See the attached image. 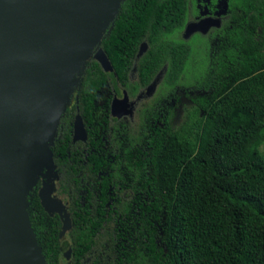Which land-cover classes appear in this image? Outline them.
Instances as JSON below:
<instances>
[{"label":"trees","instance_id":"trees-1","mask_svg":"<svg viewBox=\"0 0 264 264\" xmlns=\"http://www.w3.org/2000/svg\"><path fill=\"white\" fill-rule=\"evenodd\" d=\"M188 5L122 4L101 44L112 72L90 60L75 105L60 120L51 148L60 186L78 199L91 163L104 161L96 154L85 159L78 150L75 156L73 148L83 143H71L66 127L73 116L92 120L107 85L134 96L162 71L159 91L169 106L143 102L136 129L115 153L122 169L103 168L107 175L99 182L102 206L107 179L112 192L127 191L113 206L135 229L134 249L112 263L264 264V0H229L230 15L219 28L184 39ZM198 38L205 40L202 51L194 49ZM141 43L146 51L138 57ZM179 90L193 105L173 126ZM191 90L202 94L192 98ZM37 188L27 198L31 227L46 264H58L60 223L41 207ZM83 190L85 199L93 197L87 186ZM83 209L73 214L71 234L76 250L89 251L102 219Z\"/></svg>","mask_w":264,"mask_h":264},{"label":"water","instance_id":"water-1","mask_svg":"<svg viewBox=\"0 0 264 264\" xmlns=\"http://www.w3.org/2000/svg\"><path fill=\"white\" fill-rule=\"evenodd\" d=\"M125 1L0 0V264H46L28 215L38 184L43 210L63 219L60 236L70 228L64 205L52 197L59 174L51 148L89 61L112 72L101 44ZM213 25L218 21L192 23L185 38ZM145 51L142 43L137 56ZM127 102L126 95L115 99L112 115ZM85 139L77 114L73 141Z\"/></svg>","mask_w":264,"mask_h":264},{"label":"flooded vegetation","instance_id":"flooded-vegetation-1","mask_svg":"<svg viewBox=\"0 0 264 264\" xmlns=\"http://www.w3.org/2000/svg\"><path fill=\"white\" fill-rule=\"evenodd\" d=\"M228 1L229 0H189L186 22L180 31L181 37L190 39L195 35L206 36L211 34L214 28H219L222 22L228 19L230 15ZM223 2H225L226 5L224 8H221L220 3ZM202 20H210L212 22L217 20L218 25L210 27L206 34L196 32L185 38L187 26ZM161 73L162 71H159L155 78L134 96L128 94V91L122 88V86H119V90L116 91L110 85H107V87L103 89V96L96 102V106H99V111L93 114V118L90 121L86 120L84 122L82 119L86 132L85 140L73 141V123L78 113L68 122L66 129L69 127L72 128L70 131L71 143H83L82 146H75L73 148L75 156H80V154L77 153L78 150L85 154L83 155L85 159L92 154H96L98 159L100 158L105 162L100 161V163H91L92 169L88 172L90 175L85 178V182L84 180L81 181L83 184L77 192L78 195L76 198L78 199L73 198L74 196L72 195L73 192L71 189L64 192L63 188L60 186V177L59 180L56 181L55 191L52 197L62 202L70 219V228L65 230L63 235L60 236L63 219H61L57 213L53 215L48 214L52 217L56 216L60 223L58 232V241L60 244V252L57 260L58 264H113L112 262L123 259L129 249H134L135 229L133 224L129 222L127 217L117 214L116 207L113 206L118 198L128 197L129 194H127L125 190L120 193L112 192V182L107 179L109 181L106 185L108 200L107 203L102 206L101 199L98 198L100 197V190L102 189L101 183L99 182L104 181V176L107 175V173L103 172V168L111 173L115 171L119 172V169H122V166H120L121 162L115 160V153H118L121 149L120 141L123 137H125L128 132H132L136 129L143 102L156 100L155 104L158 103L160 108L163 106L165 109L169 106L167 96H162L159 91ZM153 84L154 87L151 88ZM124 95L127 96L128 102L126 105L119 103L117 105V110L120 112L119 117L113 116L111 113L113 101L115 99H123ZM74 105L75 103L68 109L72 108ZM122 144L123 143H121V145ZM82 164L87 166V162ZM97 168L100 169L95 173ZM81 172H85V170L80 171L79 175ZM39 186L40 184H38L37 190ZM85 186L91 191L93 197L87 193V199H85V192L83 190ZM118 190L120 191V188ZM85 205L88 206L87 209H83ZM80 208H82L83 212L87 215L95 214L102 219V227L96 231L97 240L95 243L91 244L92 248L89 251L85 249L76 250L73 245L71 234L73 227L72 218L73 214L78 212Z\"/></svg>","mask_w":264,"mask_h":264},{"label":"rangeland","instance_id":"rangeland-1","mask_svg":"<svg viewBox=\"0 0 264 264\" xmlns=\"http://www.w3.org/2000/svg\"><path fill=\"white\" fill-rule=\"evenodd\" d=\"M220 4H221V8L222 7L224 8L226 5L225 2ZM194 42H195L194 44L195 51H197L198 49L199 51H202V47H204L205 45V40L203 38L202 39L198 38L194 40ZM187 93H189L192 98L202 94L200 91H193V90L188 91ZM176 94L178 96V102H177V107L175 108V114L172 121L173 126H178L181 123L183 116L185 114V110L186 109L188 110L193 105L191 103V100H189L188 97L185 96L183 90H179Z\"/></svg>","mask_w":264,"mask_h":264}]
</instances>
